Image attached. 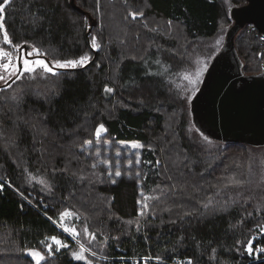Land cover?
<instances>
[{
  "label": "trees",
  "instance_id": "1",
  "mask_svg": "<svg viewBox=\"0 0 264 264\" xmlns=\"http://www.w3.org/2000/svg\"><path fill=\"white\" fill-rule=\"evenodd\" d=\"M245 4L11 0L0 42L6 29L12 49L35 46L47 62L89 60L0 85V264H36L31 251L41 264H264L261 166L249 145L194 137L185 101L194 89L183 78L205 75ZM260 35L250 23L233 33L245 74L262 72ZM126 149L139 164L128 166ZM65 211L76 216L78 243L54 223ZM80 244L86 259L74 258Z\"/></svg>",
  "mask_w": 264,
  "mask_h": 264
},
{
  "label": "water",
  "instance_id": "2",
  "mask_svg": "<svg viewBox=\"0 0 264 264\" xmlns=\"http://www.w3.org/2000/svg\"><path fill=\"white\" fill-rule=\"evenodd\" d=\"M232 16L228 45L206 70L194 95L195 108L191 102L192 118L195 127H202L215 140L264 145V72L245 74L233 47V33L246 23L264 35V0H246Z\"/></svg>",
  "mask_w": 264,
  "mask_h": 264
},
{
  "label": "snow or ice",
  "instance_id": "3",
  "mask_svg": "<svg viewBox=\"0 0 264 264\" xmlns=\"http://www.w3.org/2000/svg\"><path fill=\"white\" fill-rule=\"evenodd\" d=\"M11 0H3V3H0V14H2L5 11L6 6H8L10 4ZM130 15L132 16L133 19L136 18L137 15H142V13H137V12H132L130 13ZM3 19V16L0 15V20ZM4 26L2 23H0V29H3ZM3 40L6 44L11 45L12 41L8 35L7 30L5 29L3 31ZM217 44L220 43L219 40L216 41ZM93 47H98V45L96 44V39L95 37H93V41H92ZM18 51L20 49L19 45L14 46ZM32 51L27 52L23 58H21L19 55H17V57L15 58V63L13 62V56L12 53L9 51H5L3 47H0V80H4L5 83H7V79L6 76L8 78H11L12 76H15L16 79H20L24 73H34L36 72L37 68L42 69L44 72L46 73H51L52 75H56V69L57 68H69V67H76L77 65L83 66L84 62L89 60V57L87 55L81 56L78 60H65V61H61V60H56L54 62H47L44 59H35V60H30L28 57H31L33 55V52H35V54L37 56H41V55H47V53H41V51L37 48H35V46H32ZM51 64V66H50ZM200 73H197V76H199ZM10 86V85H9ZM106 91L111 92L113 91V89L111 88H106ZM106 129L104 128V125L101 124L99 126H97L96 130H95V135L97 138H100L101 134L103 132H105ZM205 139H207V137H205ZM86 143L91 144V141H87ZM132 148H138L141 147V145L138 144H132L131 145ZM99 155V153H98ZM120 153L117 152V156H119ZM105 163H107V161H105ZM132 161L129 160L128 161V166L131 167L132 165ZM136 164L140 163V159L137 156V159L135 161ZM97 165L93 164L92 167L95 168ZM109 176L112 175L111 172L108 173ZM121 175V172L119 170V168L117 167V170L115 171V176L119 177ZM137 175H139V173H137ZM113 183H115V180L112 181ZM234 183H242L241 181H234ZM3 189V184H0V190ZM145 207H147V205H145ZM143 214V213H141ZM69 213L67 211H65L64 213H62V216H68ZM129 223H132L131 221H129ZM65 231H70L73 235H79V233L76 231L75 228H65ZM262 231H264V229H262ZM88 230L87 228H85V233H87ZM92 236V239H95V234H90ZM52 240L57 244V245H62V242L60 240H58L56 237H53ZM51 246H49L48 251L49 253H51ZM58 250V249H57ZM246 251L251 254L253 252V247H252V241L249 240L247 243V247H246ZM258 251L260 252H264V247L258 249ZM85 252V246L83 244L80 245V253H73V255L75 256L76 259L78 260H82L85 259L83 253ZM93 255H95V253H92ZM31 255L34 257L36 264H41V261L44 259V256L41 255V253L39 251H32ZM87 264H91V261H88ZM187 264H192L191 260L187 261Z\"/></svg>",
  "mask_w": 264,
  "mask_h": 264
},
{
  "label": "rangeland",
  "instance_id": "4",
  "mask_svg": "<svg viewBox=\"0 0 264 264\" xmlns=\"http://www.w3.org/2000/svg\"><path fill=\"white\" fill-rule=\"evenodd\" d=\"M223 36V35H222ZM0 47H3L4 48V50L5 51H9V52H11L12 53V56H13V62L15 63V58L17 57V55H19L21 58H23L24 57V55L27 53V52H30V51H32L33 49H28L27 51H25V50H21V49H19V51H17V49L14 47L13 49L12 48H10V47H7L5 44H4V40L2 39V41L0 42ZM30 60H35V59H43L42 57H40V56H36V54H35V52H33V55L31 56V57H28ZM45 60V59H44ZM72 60V59H71ZM75 60H78V59H75ZM54 61H56V60H52L51 62H54ZM63 61H65V60H63ZM84 63H86V61L84 62ZM263 63V62H262ZM50 66H51V64H50ZM78 66V65H77ZM76 66V67H77ZM70 68V67H69ZM246 69V68H245ZM207 69H205V71H206ZM250 69L249 68H247V72L249 71ZM204 71V72H205ZM247 72H245V73H247ZM24 74H26V75H29L30 77H36V76H41V77H43V76H46L47 75V73L46 72H44L42 69H40V68H37V70H36V72H34V73H31V74H29V73H24ZM14 78H16L15 76H12L11 78H8L7 76H6V79H7V81H9L10 79H14ZM184 79H186V80H188L189 81V83H190V85H191V90H193V91H190V90H188L187 92H186V95H185V101H186V105L188 106V108L190 107L191 108V102H192V105H193V107L195 108L196 107V104L194 103V101H195V97L196 96H194L196 93H197V91L199 90V85L200 84H202V81H203V78H204V74L202 75V77H201V79L199 80V82L196 80V76H190V77H187V76H184L183 77ZM5 83V81L4 80H0V85H2V84H4ZM194 86H195V88H194ZM195 118H196V116H195ZM192 121H193V118L191 119ZM195 123H196V120H195ZM190 129L192 130V133L194 134V137L196 138L197 136H201V135H203V137H209V138H207L208 140H211L212 138H214V139H216L217 137H215V136H213L211 133H209L208 131H206L205 129H203L202 127H196L195 128V126H193L192 124H190ZM212 137V138H211ZM207 139H205V140H207ZM207 140V141H208ZM217 142V141H216ZM105 144H107V147L106 148H110L109 146L110 145H108V143L107 142H104ZM132 144H137V143H135V142H130V143H128V147H130V149H134V148H132L131 147V145ZM139 145V144H138ZM250 146V149H251V152H254L255 153V157H256V163L258 164V165H260L261 166V169H262V171H263V173H262V175H263V177H264V145H255V144H252V145H249ZM140 147H138V149H139ZM131 151V155H130V152ZM116 154H117V151L115 152V153H113V157L114 158H116L115 156H116ZM122 154H123V156H124V158H125V160H126V162L127 161H129V160H131V161H133V160H135V159H137V156L139 157V155L137 154V152L136 151H132V150H129V149H126L125 151H123L122 152ZM101 156H102V158L100 159L101 161H108V159L106 158V156H105V154L102 152V154H101ZM68 213H69V215L68 216H62V215H60V217L58 218V220H56L54 223H55V225L62 231V232H64L70 239H72V240H74V241H78L77 240V235H73L70 231H65V228H69V229H71V228H75L76 229V227H75V224H76V216H75V214L72 212V211H67ZM262 229H264V226L262 227ZM77 231V230H76ZM262 231V230H261ZM263 233H264V231H262ZM52 238L53 237H51V238H49V241L50 242H52V243H55L53 240H52ZM78 243V242H77ZM56 244V243H55ZM62 245L63 246H61V245H57L56 244V246L58 247V248H63V247H65V248H67V247H69V245L68 244H64V243H62ZM81 245V244H80ZM85 250H86V248H85ZM32 252V251H31ZM31 252H30V254H31ZM74 253H77V254H79L80 253V251H76V252H74ZM42 255V254H41ZM84 255V254H83ZM32 256V255H31ZM85 257V256H84ZM32 258L34 259V257L32 256ZM74 258H75V256H74ZM86 259V258H85ZM105 260H106V258H104ZM35 260V259H34ZM106 262H110V260H109V258H107V260H106Z\"/></svg>",
  "mask_w": 264,
  "mask_h": 264
},
{
  "label": "built area",
  "instance_id": "5",
  "mask_svg": "<svg viewBox=\"0 0 264 264\" xmlns=\"http://www.w3.org/2000/svg\"><path fill=\"white\" fill-rule=\"evenodd\" d=\"M259 47L261 49V51L264 52V35H260L259 36ZM261 70L262 72L264 71V62L261 64ZM178 259L176 260H173L172 262H165L164 264H179V261H177ZM133 262H135L136 264H138V259H132ZM185 264H187V261H185Z\"/></svg>",
  "mask_w": 264,
  "mask_h": 264
},
{
  "label": "bare ground",
  "instance_id": "6",
  "mask_svg": "<svg viewBox=\"0 0 264 264\" xmlns=\"http://www.w3.org/2000/svg\"><path fill=\"white\" fill-rule=\"evenodd\" d=\"M125 261H126L125 259L121 260V263L124 264ZM127 261H130L132 264H134L131 259H127ZM177 261H179V264H185V261H188V260L187 259H185V260L180 259V260H177Z\"/></svg>",
  "mask_w": 264,
  "mask_h": 264
}]
</instances>
